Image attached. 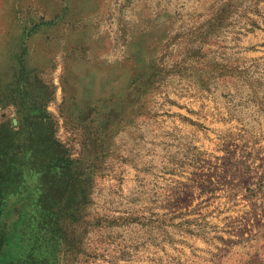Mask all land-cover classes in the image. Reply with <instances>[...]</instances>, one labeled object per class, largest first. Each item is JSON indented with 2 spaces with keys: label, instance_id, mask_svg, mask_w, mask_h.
I'll return each mask as SVG.
<instances>
[{
  "label": "rangeland",
  "instance_id": "1",
  "mask_svg": "<svg viewBox=\"0 0 264 264\" xmlns=\"http://www.w3.org/2000/svg\"><path fill=\"white\" fill-rule=\"evenodd\" d=\"M0 204V264H264V0H0Z\"/></svg>",
  "mask_w": 264,
  "mask_h": 264
},
{
  "label": "trees",
  "instance_id": "2",
  "mask_svg": "<svg viewBox=\"0 0 264 264\" xmlns=\"http://www.w3.org/2000/svg\"><path fill=\"white\" fill-rule=\"evenodd\" d=\"M223 58H224V56H223ZM219 66L220 65H216L213 67L214 71L209 78L211 83L213 84V87L214 86L218 87L221 78L225 77V75L227 73H231V71L224 70L223 68H219ZM225 66H228V65H225ZM142 70H143V68L140 69V71H142ZM234 71H236L237 73H235V74H238V75H240L242 72V70H238L237 68L234 69ZM134 74H136V72H134L133 75ZM201 81H206V80L201 79ZM201 83L204 84L206 82H201ZM132 86L133 85L131 83H129L126 90H124L123 93L120 94V97H119L120 102H125L128 99L130 93L133 91ZM222 94L225 96H230L229 90L222 92ZM254 95L255 96H253L252 98L256 99L259 95L258 90L255 92ZM230 99H231V97H230ZM257 105H259V104H257ZM6 155H7L9 160L13 161V163L7 162L5 165V167L7 169L6 176H9L11 180L17 179L19 177V175L21 176V174L19 172L20 168H21L20 167L21 162L15 158L16 152H14L13 150H11V151L9 150L6 153ZM67 155L68 154L66 153V156ZM63 167L65 169H68L69 174L73 173L72 168H71V160L70 159H67V161L65 162V165ZM64 195L63 194L60 195L59 199H57L52 204V206H50L52 214H55V212H57L56 206L59 205V203L61 202L60 198L63 197ZM0 214H1V211H0ZM65 235H66L65 233H63L59 230V227L56 226V223H53V225L45 224L41 227L40 231L38 232V236L36 237L35 242H33L37 246L38 251L41 249V253H43V256H47V257H40L41 263L51 264L50 262H52V261L50 259H48L49 250L51 248H53V250L56 249L60 252L58 247L61 245V248H62L63 244L66 242V239H64V237H66ZM49 258H51V257H49Z\"/></svg>",
  "mask_w": 264,
  "mask_h": 264
},
{
  "label": "crops",
  "instance_id": "3",
  "mask_svg": "<svg viewBox=\"0 0 264 264\" xmlns=\"http://www.w3.org/2000/svg\"><path fill=\"white\" fill-rule=\"evenodd\" d=\"M118 61L117 59L114 60V61H110L109 62V66L106 68V64L104 65L103 67V70H105V75H106V78H108L110 80V84L113 85L114 82H119L120 78L122 79V73L120 72V77L118 74H115L114 73V70L112 68V66L115 65V62ZM123 92V90H122Z\"/></svg>",
  "mask_w": 264,
  "mask_h": 264
}]
</instances>
